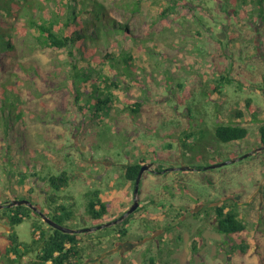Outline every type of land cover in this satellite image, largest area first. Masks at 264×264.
Here are the masks:
<instances>
[{
    "label": "rangeland",
    "instance_id": "374dc122",
    "mask_svg": "<svg viewBox=\"0 0 264 264\" xmlns=\"http://www.w3.org/2000/svg\"><path fill=\"white\" fill-rule=\"evenodd\" d=\"M97 1L110 17L127 24L134 37L145 39L138 49L128 40L120 45L137 53L133 65L124 70L119 87H111L114 108L99 113L91 108L82 116L68 114L70 66L66 51L30 52L32 39L26 37L21 46L23 59L37 62L49 77L37 80L40 95L36 86L27 90L28 133L23 143L27 153L22 157L25 154L18 152L23 145L15 144L14 164L15 170L28 164L38 177L29 175L21 184L17 173L7 174L9 167L0 164V204L25 199L49 213L46 197L55 194L73 213L62 226L96 227L98 222L86 209L93 193L109 207L105 221L117 220L133 203L134 185L125 179V167L153 163L163 171L143 174L139 207L125 223L78 234L93 245L83 264H264V204L258 205L261 200L256 195L259 188L264 193V150L209 168L260 145L264 61L249 58L248 52L255 44L264 60V31H256L264 24L247 20L249 13L245 17L225 15L218 0ZM229 6L223 3L221 8ZM101 49H107L103 41ZM149 49L153 56L146 53ZM112 50L119 53L115 44ZM88 64L101 68L106 76L114 73L99 61H81L79 66L88 68ZM92 78H96L95 71ZM247 102L250 109L245 107ZM134 103L138 107L121 110ZM239 111L247 119L243 125L247 137L228 143L218 140L217 126L238 124ZM5 143L0 139V153ZM176 166L185 169L170 171ZM62 172L65 186L53 190L46 180ZM224 197L228 210L240 201L230 211L244 225L242 232L227 236L225 245H219L223 237L211 217L184 215L185 219L170 223L177 218L180 201L185 208L197 204L207 209V204ZM169 204L176 205V210ZM200 207L195 208L197 212ZM35 212H26L28 218L11 224L4 217L10 215V208L0 210L3 255L4 250H10L11 236L29 245L35 224L47 228ZM122 229L127 231L125 236H119ZM152 234L156 239L148 242L146 237Z\"/></svg>",
    "mask_w": 264,
    "mask_h": 264
},
{
    "label": "trees",
    "instance_id": "16d2710c",
    "mask_svg": "<svg viewBox=\"0 0 264 264\" xmlns=\"http://www.w3.org/2000/svg\"><path fill=\"white\" fill-rule=\"evenodd\" d=\"M223 3H230V6L221 8ZM218 6L220 12L225 15L230 13L229 15L233 14L235 17L242 15L245 17V14L249 13L248 17H245L247 20L252 22L258 20L259 23L264 24V0H218ZM249 6H252L251 9H248ZM232 8L235 9L230 11ZM258 30L264 31V28H257L256 31ZM26 37L32 39V42L28 43L30 52L46 49L66 51L70 66L68 114L79 116L85 115L91 108L95 113L104 112L106 109L112 111L114 103L111 87H119V83L125 77L124 70L133 65L131 63L134 59L133 55L137 53V50L128 51L126 47H120V45L128 40L134 42L138 49L139 45L145 42V39L141 37H134L127 24L119 23L110 17L104 5L97 0H0V139L6 142L5 146H2L4 151L0 153V164L9 167H6L7 174L17 173L21 184L28 179L29 175L38 177L37 172L31 171L28 164L22 169L17 166L16 170V164H14V145L18 142L23 145L28 133L26 114L29 106L26 104L28 98L26 93L33 86H36L34 90L37 92L40 89L37 87V80L44 81L49 77L37 62L23 59L21 46L26 44ZM102 41L107 45L104 51L101 49ZM261 43L264 45L263 38ZM114 44L119 50L117 55L112 50ZM150 49L146 53L153 56L154 52L152 53ZM257 52L258 48L254 44L253 51L248 52L249 58L263 62L264 60ZM81 61L88 63L99 61L103 66L107 65L114 73L106 76L101 68L94 69L90 64L87 65L88 68L80 67ZM93 71H95V79L92 78ZM214 90L216 91V88ZM138 105L137 103L128 104L121 110H132ZM245 107L250 109L249 102L245 104ZM241 114L240 111L237 112L236 117L238 118ZM258 133L259 141L264 145V124L259 127ZM247 135V127L238 124L219 125L215 130L216 138L225 143L242 140ZM20 150L18 154L22 152V155L25 154L22 157H26V145H23ZM20 160L25 161V159ZM140 167L141 163H130L125 167L124 177L133 185ZM66 180L62 172L59 177H50L46 181L50 188L58 190L65 186ZM27 194L30 193L25 195ZM92 196L87 202L88 215L99 225L108 223L105 217L109 207L98 200L96 193ZM46 198L49 201V213L42 210L38 204L34 206L58 224L62 225L63 222L71 220L72 211L59 203L60 199L55 194ZM8 203H10L9 200L3 202V204ZM10 210V215L4 216L6 222L18 224L29 217L26 212L32 209L23 205L12 207ZM35 214L46 224L37 212ZM123 223L125 220L122 221ZM46 227L43 229L39 224H35L33 241L29 245H22L16 237L11 238V236L10 250H4L0 262L4 264H81L86 256H91L90 249L93 245L89 241L84 242L78 234L62 233L47 224ZM221 228V232L231 236L242 232L244 225L237 219L234 212H228ZM125 234H127L126 229L119 232V236H125Z\"/></svg>",
    "mask_w": 264,
    "mask_h": 264
},
{
    "label": "flooded vegetation",
    "instance_id": "af4514ba",
    "mask_svg": "<svg viewBox=\"0 0 264 264\" xmlns=\"http://www.w3.org/2000/svg\"><path fill=\"white\" fill-rule=\"evenodd\" d=\"M237 122H238V125H240V126H243L245 123H247V119H245V115L244 114H241L239 117H238V119H237ZM264 145H262L261 143H260V145H259V147L257 148V149H260V148H262ZM256 149V150H257ZM262 150H264V149H261V150H259V151H262ZM254 151V150H253ZM258 151V152H259ZM150 164V163H149ZM152 164V169H151V171H146V172H150V173H152V174H160V173H162V171L163 170H161V169H158V167H153V163H151ZM144 165H146V164H144ZM142 166V165H141ZM141 168V167H140ZM171 169H177V170H172V171H181V170H184L185 168H181L180 166H176V167H173V168H171ZM171 171V170H170ZM256 195H258V198L261 200L260 202H258L259 204V206L260 207H263V198H264V193L262 192V189L261 188H259L258 189V191H257V194ZM249 203V202H248ZM248 203H247V205H248ZM233 205H231L230 206V208H229V210H228V207H227V200H225V197H224V199H221V200H219V201H217V202H212V203H210V204H207V209H203L202 207H200V206H198L197 204H195L193 207H191V206H187L186 208H185V206L183 207V204H182V202L180 201L179 202V204L178 205H180V208H178L176 205H174V204H169V208L170 209H174V210H176V207H177V212H176V216H177V218H172L171 220H170V223H173V222H175V221H181V220H183V219H185V216L186 217H188V216H192V217H197V216H199V217H211V219H212V222L214 223V225H215V227H216V231H217V233L219 234V235H221L222 237H223V241H219V245H225V243H226V238H227V235H226V233L225 232H221V227L223 226V223H224V221H225V219H226V216H227V213L228 212H231L230 210L231 209H234V207H237L239 204H240V201L238 202V200L236 201V202H234V203H232ZM236 205V206H235ZM162 207L164 208V206L162 205ZM167 207V208H168ZM197 207H200V208H202L201 210L199 209V211L197 212L196 211V209L195 208H197ZM173 210V211H174ZM181 211V212H180ZM200 212H202V213H200ZM236 214V213H235ZM185 215V216H184ZM171 226H173V225H171ZM170 226V227H171ZM154 234L156 233V231H154L153 232ZM147 239H148V242H150V241H155V237H154V235L152 234V235H150V236H147L146 237ZM134 246V245H133ZM81 264H83V263H81Z\"/></svg>",
    "mask_w": 264,
    "mask_h": 264
},
{
    "label": "water",
    "instance_id": "95a60500",
    "mask_svg": "<svg viewBox=\"0 0 264 264\" xmlns=\"http://www.w3.org/2000/svg\"><path fill=\"white\" fill-rule=\"evenodd\" d=\"M261 149H264V146L262 148H260V149L254 150V151H252V152H250L248 154L242 155L239 158L232 159V160L226 161L224 163L214 165V166L209 167V168H218V167H221V166H224V165L232 164V163H234V162H236L238 160H242L244 158L249 157L250 155L258 152ZM151 169H152V164H146V165H142L141 166V168H140V170L138 172V175H137V177L135 179L134 190H133V203L130 206V208L121 217H119L117 220H114L112 222H108V223H105V224H102V225H99V226H96V227H89V228H83V229H70V228L64 227L61 224H58L55 221H53L50 217L45 215L36 206H34L33 204H31L29 201H27L25 199H23V200H13V201H10V203H8V204H0V210H2L5 207L6 208H12V207H15V206H23V205H25V206L30 207L33 211H36L39 214V216L42 218V220L48 226H50L51 228H53L55 230H58V231H60L62 233H66V234H80V233H86V232L87 233L88 232H95L97 230H101V229L116 225L117 223L123 221L127 216H129L130 214H132L133 212H135L138 209V207H139L138 195H139V191H140L141 179L143 177V174L146 171H151ZM170 170L172 171V170H177V169H170Z\"/></svg>",
    "mask_w": 264,
    "mask_h": 264
},
{
    "label": "crops",
    "instance_id": "0c3cea01",
    "mask_svg": "<svg viewBox=\"0 0 264 264\" xmlns=\"http://www.w3.org/2000/svg\"><path fill=\"white\" fill-rule=\"evenodd\" d=\"M3 250L2 249H0V258L2 257V255H3ZM0 263H3V262H0Z\"/></svg>",
    "mask_w": 264,
    "mask_h": 264
},
{
    "label": "built area",
    "instance_id": "2783aa9c",
    "mask_svg": "<svg viewBox=\"0 0 264 264\" xmlns=\"http://www.w3.org/2000/svg\"><path fill=\"white\" fill-rule=\"evenodd\" d=\"M37 234H38V232H37Z\"/></svg>",
    "mask_w": 264,
    "mask_h": 264
}]
</instances>
